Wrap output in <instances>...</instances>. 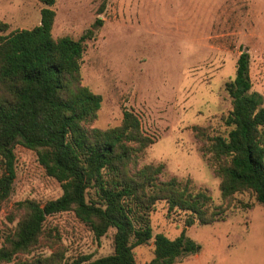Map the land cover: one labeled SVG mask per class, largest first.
Listing matches in <instances>:
<instances>
[{"label": "rangeland", "instance_id": "rangeland-1", "mask_svg": "<svg viewBox=\"0 0 264 264\" xmlns=\"http://www.w3.org/2000/svg\"><path fill=\"white\" fill-rule=\"evenodd\" d=\"M42 0H0L1 35L39 24ZM51 35L78 39L91 30L81 65L82 84L102 97L92 127L117 126L125 111L139 119L153 140L139 166L163 164L167 178L189 179L205 189L223 221L185 226L182 213L167 215L159 203L151 215L153 235L176 238L184 229L196 251L175 264H264V207L248 192L223 200L217 178L199 150L193 127L225 131L231 109L225 83L236 61L249 54L252 91L264 99V0H55ZM101 20L99 26L94 24ZM15 180L0 210V245L22 213L16 204L58 198L60 184L48 177L34 152L14 148ZM12 219V221L10 220ZM110 229L99 240L72 212L47 217L43 233L21 259L110 255ZM138 264L153 258V241L134 249Z\"/></svg>", "mask_w": 264, "mask_h": 264}, {"label": "trees", "instance_id": "trees-1", "mask_svg": "<svg viewBox=\"0 0 264 264\" xmlns=\"http://www.w3.org/2000/svg\"><path fill=\"white\" fill-rule=\"evenodd\" d=\"M42 2L47 7L41 9L38 25L0 34V210L12 192L18 145L35 153L62 193L44 204H16L22 215L3 236L0 264H138L134 249L151 240L153 258L146 264H175L194 253L196 244L184 229L174 239L153 235L151 215L157 204H165L167 215L184 214L186 227L223 221L224 211L189 179H164L163 164L139 166L153 140L133 112L125 111L117 126H91L102 97L82 84L80 69L92 31L78 39H54L55 0ZM100 24L97 19L94 27ZM5 28L0 24V31ZM225 90L231 100L221 118L225 131H192L202 157L220 179L222 199L248 192L264 207V99L252 91L247 51L239 55L235 77ZM64 212H72L97 240L113 229L112 253L96 259L79 255L69 262L21 259L36 245L47 217Z\"/></svg>", "mask_w": 264, "mask_h": 264}]
</instances>
